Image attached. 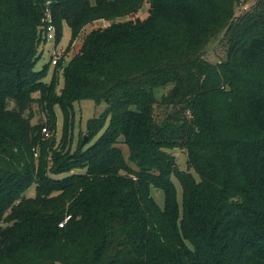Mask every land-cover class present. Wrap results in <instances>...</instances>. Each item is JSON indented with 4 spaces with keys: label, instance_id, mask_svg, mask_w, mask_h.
I'll use <instances>...</instances> for the list:
<instances>
[{
    "label": "trees",
    "instance_id": "1",
    "mask_svg": "<svg viewBox=\"0 0 264 264\" xmlns=\"http://www.w3.org/2000/svg\"><path fill=\"white\" fill-rule=\"evenodd\" d=\"M237 1L0 0V264H264V0ZM46 8L70 31L49 82Z\"/></svg>",
    "mask_w": 264,
    "mask_h": 264
},
{
    "label": "rangeland",
    "instance_id": "2",
    "mask_svg": "<svg viewBox=\"0 0 264 264\" xmlns=\"http://www.w3.org/2000/svg\"><path fill=\"white\" fill-rule=\"evenodd\" d=\"M256 2H257V0H238L236 3L234 16L238 17L239 15L243 14L244 12L251 10ZM244 6L247 7V10L244 8ZM145 14L146 13L141 12L140 16H142V18H144V16H146ZM222 38H223V34L218 39L214 40L206 48L205 58L212 63H218V62L224 60L226 57L227 46H226V44ZM69 41H70V31L66 27L64 30L63 39L61 40L60 43L58 42V44H60V46L62 48H67ZM52 47L53 46L49 43H46L43 45L42 58L36 63V65H35L36 70H40L42 65L48 63L49 56H51V54H49V51H51ZM53 75H54V67L51 66V67H49L48 74L45 78V81H47V82L51 81ZM58 76H59V88H61L63 85V77H62V74L60 72L58 73ZM157 95H158V97H161V92L159 91ZM106 108H107V105L105 103L98 105L95 102L90 101V100L80 101V102L75 103V105H74L75 115H74L73 149H75L77 147L79 139L82 136L87 135V132H88L87 131V123H88V121L90 119L98 117L100 114H102L105 111ZM56 112H57V118H58V127H57V131L55 132V137H57L59 140L61 138V129H62L63 120H62L61 111L59 109H56ZM163 113H164V110L157 109L158 117L163 118L164 117ZM47 133H48V137L44 136V138H51L53 136V132H49L47 130ZM177 163L181 169H184V170L186 169L187 157L185 156V154H182V153L177 154ZM173 181H174V183L177 187V190H178V197L181 198V187L175 178L173 179ZM24 195H25V197H34L35 187L31 186L25 192ZM152 195L155 198V200L157 201V203L161 207H163V205H164V194H163V192L153 188L152 189Z\"/></svg>",
    "mask_w": 264,
    "mask_h": 264
},
{
    "label": "built area",
    "instance_id": "3",
    "mask_svg": "<svg viewBox=\"0 0 264 264\" xmlns=\"http://www.w3.org/2000/svg\"><path fill=\"white\" fill-rule=\"evenodd\" d=\"M244 8L247 10L246 6H244ZM42 23L44 24V44L49 43L53 46L51 51H49V54H51V56H49V61H51L52 66L55 67L63 60V66L65 67L70 59V52L67 53V48H62L60 44H58L57 29L53 23L51 10L48 8L45 9V16L42 19ZM42 133L45 136H48L47 130L45 128L42 129ZM69 219L70 216H68L64 222L60 224V227H63L64 224L69 221Z\"/></svg>",
    "mask_w": 264,
    "mask_h": 264
},
{
    "label": "water",
    "instance_id": "4",
    "mask_svg": "<svg viewBox=\"0 0 264 264\" xmlns=\"http://www.w3.org/2000/svg\"><path fill=\"white\" fill-rule=\"evenodd\" d=\"M86 139V138H85Z\"/></svg>",
    "mask_w": 264,
    "mask_h": 264
}]
</instances>
